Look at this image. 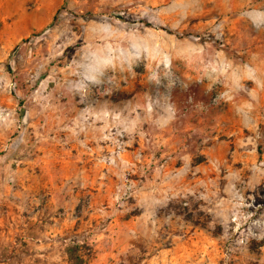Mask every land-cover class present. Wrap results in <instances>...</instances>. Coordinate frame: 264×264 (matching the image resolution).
Segmentation results:
<instances>
[{"label": "rangeland", "instance_id": "374dc122", "mask_svg": "<svg viewBox=\"0 0 264 264\" xmlns=\"http://www.w3.org/2000/svg\"><path fill=\"white\" fill-rule=\"evenodd\" d=\"M73 245L264 264V0H0V264Z\"/></svg>", "mask_w": 264, "mask_h": 264}, {"label": "trees", "instance_id": "16d2710c", "mask_svg": "<svg viewBox=\"0 0 264 264\" xmlns=\"http://www.w3.org/2000/svg\"><path fill=\"white\" fill-rule=\"evenodd\" d=\"M67 256L70 264H86L85 256L82 255L81 246L73 245L68 247Z\"/></svg>", "mask_w": 264, "mask_h": 264}, {"label": "crops", "instance_id": "0c3cea01", "mask_svg": "<svg viewBox=\"0 0 264 264\" xmlns=\"http://www.w3.org/2000/svg\"><path fill=\"white\" fill-rule=\"evenodd\" d=\"M145 223H147V220H145ZM135 225H138V227L135 228V232L139 231V226L140 227H144L143 225V220H140V219H137L135 222H134Z\"/></svg>", "mask_w": 264, "mask_h": 264}]
</instances>
